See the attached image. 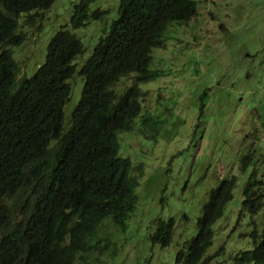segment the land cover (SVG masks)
Wrapping results in <instances>:
<instances>
[{
    "label": "trees",
    "instance_id": "obj_1",
    "mask_svg": "<svg viewBox=\"0 0 264 264\" xmlns=\"http://www.w3.org/2000/svg\"><path fill=\"white\" fill-rule=\"evenodd\" d=\"M54 1L0 0V264H89L88 259L103 254L115 232L125 231L143 170L136 173L131 160L118 155V134L131 131L141 115V84L163 75L162 69L150 67L154 49L164 45L169 26L197 15L198 3L119 0L116 17L77 66L86 48L73 31L106 14L99 7L91 9L95 0H79L69 28L60 27L48 40L42 64L31 75L18 77L13 48L28 40L24 26L33 30L42 18L39 12ZM75 75L82 81L81 94L66 118L63 108ZM127 76L132 83L117 91ZM161 123L142 115L140 124L146 129L141 133L152 137ZM238 161L244 171L252 162L251 152ZM235 185V177L228 176L208 191L196 232L177 244L174 264L210 263L214 255L206 252L213 224ZM242 196L241 212L255 215L264 208V181L255 172ZM174 224L173 218L157 217L152 243L168 246ZM103 225L113 231L101 239ZM254 227L252 246L240 250L234 264H264V228Z\"/></svg>",
    "mask_w": 264,
    "mask_h": 264
},
{
    "label": "rangeland",
    "instance_id": "obj_2",
    "mask_svg": "<svg viewBox=\"0 0 264 264\" xmlns=\"http://www.w3.org/2000/svg\"><path fill=\"white\" fill-rule=\"evenodd\" d=\"M78 1L55 0L39 12L42 18L32 27L40 25L39 30L24 26L29 38L13 48L18 77L31 75L42 64L48 40L60 27L69 28ZM197 1V15L186 24L169 26L164 45L154 49L150 67L162 69L163 75L141 84V115L131 131L118 134V155L128 157L136 173L143 170L136 208L125 231L115 232L103 254L88 259L89 264H174L177 244L196 232L208 191L228 176L235 177L236 185L213 224L206 255L214 257L209 264H234L235 255L252 246L254 225L257 231L264 228V208L255 215L241 212L249 176L255 172L264 181V0ZM118 4L95 0L91 9L99 7L106 14L73 31L86 48L77 66L116 17ZM131 83L127 76L115 89L121 92ZM70 84L66 118L82 88L77 75ZM142 115L162 122L156 135L141 133L146 129L140 124ZM246 152H251L252 162L241 171L238 159ZM157 217L174 219L173 241L165 247L150 239ZM101 229V239L113 231L110 225Z\"/></svg>",
    "mask_w": 264,
    "mask_h": 264
}]
</instances>
